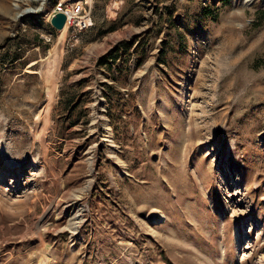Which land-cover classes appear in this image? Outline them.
I'll list each match as a JSON object with an SVG mask.
<instances>
[{
    "label": "rangeland",
    "instance_id": "obj_1",
    "mask_svg": "<svg viewBox=\"0 0 264 264\" xmlns=\"http://www.w3.org/2000/svg\"><path fill=\"white\" fill-rule=\"evenodd\" d=\"M0 264H264V0H0Z\"/></svg>",
    "mask_w": 264,
    "mask_h": 264
},
{
    "label": "built area",
    "instance_id": "obj_2",
    "mask_svg": "<svg viewBox=\"0 0 264 264\" xmlns=\"http://www.w3.org/2000/svg\"><path fill=\"white\" fill-rule=\"evenodd\" d=\"M85 4L86 3L84 2V4L75 3V4L67 5L63 1H57L53 3L52 12L48 15V18L55 12H62L63 14H66V12L72 11V15L70 17L69 23L72 22L75 24H80L79 21L81 20L80 18L81 12H83L85 9V6H87Z\"/></svg>",
    "mask_w": 264,
    "mask_h": 264
},
{
    "label": "trees",
    "instance_id": "obj_3",
    "mask_svg": "<svg viewBox=\"0 0 264 264\" xmlns=\"http://www.w3.org/2000/svg\"><path fill=\"white\" fill-rule=\"evenodd\" d=\"M112 28V27H111ZM129 43L126 41H120L116 46L109 49L104 55L98 58L97 63L110 68L111 65L116 62V60L120 57L119 56V49L123 52H127ZM71 107V106H70ZM76 121H70V124L73 125Z\"/></svg>",
    "mask_w": 264,
    "mask_h": 264
},
{
    "label": "clouds",
    "instance_id": "obj_4",
    "mask_svg": "<svg viewBox=\"0 0 264 264\" xmlns=\"http://www.w3.org/2000/svg\"><path fill=\"white\" fill-rule=\"evenodd\" d=\"M248 0H244V4H247ZM230 17H233L237 22L233 25H230L231 27H235L236 29L243 30L246 26V20H240L239 18L243 17V7L240 9H234L231 12L228 13Z\"/></svg>",
    "mask_w": 264,
    "mask_h": 264
},
{
    "label": "water",
    "instance_id": "obj_5",
    "mask_svg": "<svg viewBox=\"0 0 264 264\" xmlns=\"http://www.w3.org/2000/svg\"><path fill=\"white\" fill-rule=\"evenodd\" d=\"M48 22L54 29L60 30L65 22V15L62 12H55L49 17Z\"/></svg>",
    "mask_w": 264,
    "mask_h": 264
},
{
    "label": "bare ground",
    "instance_id": "obj_6",
    "mask_svg": "<svg viewBox=\"0 0 264 264\" xmlns=\"http://www.w3.org/2000/svg\"><path fill=\"white\" fill-rule=\"evenodd\" d=\"M66 14H67V16H66ZM66 14H64V15H65V22H64L62 28L60 29V31L64 30V29L67 27L68 22H69V20H70V17H71V15H72V11L66 12ZM34 62H35V61H32V62L30 63V65L33 64ZM75 216H76V218H78L77 215H75ZM76 221H77V219H76ZM76 221L73 222L72 229H75V227H76V226H75V225H76L75 222H76Z\"/></svg>",
    "mask_w": 264,
    "mask_h": 264
}]
</instances>
